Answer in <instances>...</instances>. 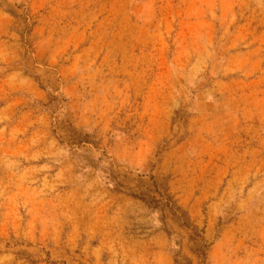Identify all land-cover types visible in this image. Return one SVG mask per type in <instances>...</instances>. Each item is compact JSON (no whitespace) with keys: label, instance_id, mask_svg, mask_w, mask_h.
<instances>
[{"label":"rangeland","instance_id":"374dc122","mask_svg":"<svg viewBox=\"0 0 264 264\" xmlns=\"http://www.w3.org/2000/svg\"><path fill=\"white\" fill-rule=\"evenodd\" d=\"M0 264H264V0H0Z\"/></svg>","mask_w":264,"mask_h":264}]
</instances>
